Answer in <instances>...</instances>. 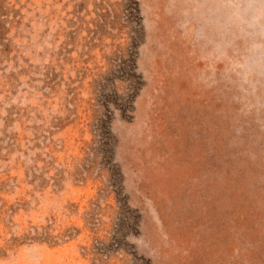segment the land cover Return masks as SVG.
Wrapping results in <instances>:
<instances>
[{
    "label": "rangeland",
    "instance_id": "1",
    "mask_svg": "<svg viewBox=\"0 0 264 264\" xmlns=\"http://www.w3.org/2000/svg\"><path fill=\"white\" fill-rule=\"evenodd\" d=\"M0 264H264V0H0Z\"/></svg>",
    "mask_w": 264,
    "mask_h": 264
},
{
    "label": "trees",
    "instance_id": "2",
    "mask_svg": "<svg viewBox=\"0 0 264 264\" xmlns=\"http://www.w3.org/2000/svg\"><path fill=\"white\" fill-rule=\"evenodd\" d=\"M105 129L107 130L106 126H105ZM107 133H108V130H107Z\"/></svg>",
    "mask_w": 264,
    "mask_h": 264
}]
</instances>
